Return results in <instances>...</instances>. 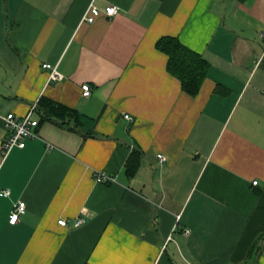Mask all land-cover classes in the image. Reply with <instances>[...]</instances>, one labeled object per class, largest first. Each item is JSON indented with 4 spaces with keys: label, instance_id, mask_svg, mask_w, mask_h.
Listing matches in <instances>:
<instances>
[{
    "label": "crops",
    "instance_id": "0c3cea01",
    "mask_svg": "<svg viewBox=\"0 0 264 264\" xmlns=\"http://www.w3.org/2000/svg\"><path fill=\"white\" fill-rule=\"evenodd\" d=\"M165 36L207 62L195 96ZM263 49L264 0H0V264H264ZM40 99L91 125L36 113L4 157L1 117Z\"/></svg>",
    "mask_w": 264,
    "mask_h": 264
},
{
    "label": "trees",
    "instance_id": "16d2710c",
    "mask_svg": "<svg viewBox=\"0 0 264 264\" xmlns=\"http://www.w3.org/2000/svg\"><path fill=\"white\" fill-rule=\"evenodd\" d=\"M156 49L167 56L166 69L180 81L182 90L195 96L206 77L207 62L199 54L185 47L176 37H161L156 43ZM36 112L40 115V121L52 120L68 126L72 124L76 129L79 125L90 126L92 122L90 118L74 109L45 99L38 101ZM127 162L128 169H131V160Z\"/></svg>",
    "mask_w": 264,
    "mask_h": 264
},
{
    "label": "built area",
    "instance_id": "2783aa9c",
    "mask_svg": "<svg viewBox=\"0 0 264 264\" xmlns=\"http://www.w3.org/2000/svg\"><path fill=\"white\" fill-rule=\"evenodd\" d=\"M102 12L106 16L112 17L117 14V8L114 6H110L107 7L104 11H100L97 7L90 5L85 11L82 21H85L87 23H93L94 20L100 14H102ZM263 55H264V49H263ZM42 68L49 71V75H48L49 80H61L62 77L56 71L55 67L51 66L50 64L44 63L42 64ZM81 90H82V95L84 97H88L91 93L90 86L87 84L82 85ZM36 110H37V102L29 105L26 114L22 116H17L14 115L13 113H9L1 117L8 132L1 146V152L4 155V157L7 156L14 148L23 149L25 147L26 140H32L37 138V134L35 132L36 128L38 127ZM124 118L126 120H132V118L129 115H125ZM157 158L160 163H164L165 158L162 155H158ZM94 180L97 183H108V182L112 183L115 181L114 178L104 173H96ZM253 184L255 185L256 182H253ZM9 194H10L9 190H4L1 195L9 196ZM25 209H26L25 203L19 201L14 206V209L9 217V223L15 224L18 221L20 215H22L25 212ZM84 213L85 212L82 211V214ZM83 223H84V218L78 217L73 221V227L78 228ZM58 224L61 227L67 226V222L64 219H60L58 221ZM186 233L188 234V231H186Z\"/></svg>",
    "mask_w": 264,
    "mask_h": 264
}]
</instances>
